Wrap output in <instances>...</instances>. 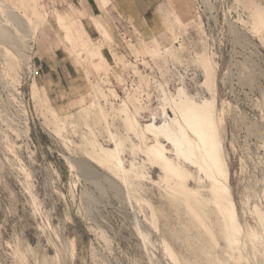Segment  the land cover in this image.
I'll list each match as a JSON object with an SVG mask.
<instances>
[{
    "label": "rangeland",
    "instance_id": "obj_1",
    "mask_svg": "<svg viewBox=\"0 0 264 264\" xmlns=\"http://www.w3.org/2000/svg\"><path fill=\"white\" fill-rule=\"evenodd\" d=\"M0 19V264H264V0H194L163 44L100 20L109 34L66 0H0ZM55 52L86 76L73 112L55 109L39 86L41 102L31 95L37 57ZM182 88L183 98L214 100L239 227L230 244L196 165L159 136L189 170L184 183L202 203L194 209L143 153L154 143L144 126L173 118ZM112 137L123 139L127 184L92 157Z\"/></svg>",
    "mask_w": 264,
    "mask_h": 264
},
{
    "label": "bare ground",
    "instance_id": "obj_2",
    "mask_svg": "<svg viewBox=\"0 0 264 264\" xmlns=\"http://www.w3.org/2000/svg\"><path fill=\"white\" fill-rule=\"evenodd\" d=\"M32 2L33 1H31V3ZM10 14H11V12H10ZM61 16L62 15H59L57 18L60 22H62V19H63ZM9 22L12 23V20H9ZM3 26L7 27L8 23L7 22H6V24L4 23ZM2 29L3 28H1L0 30H2ZM207 59H208V57L206 58V60ZM204 60H205V58H204ZM206 62H208V61H206ZM201 63H203V62H201ZM211 64H213V63L211 62ZM209 65H210V63L206 66V72L208 75L210 74V70H211ZM204 68H205V66H204ZM212 68H214V67H212ZM212 72H214V70ZM212 72H211V74H212ZM205 82H207V81L205 80ZM207 86H209V85H207ZM37 88H38V85L34 81L32 84V88H31L32 89L31 95L33 96L34 99H35V97L37 98V95H38L37 94V90H38ZM184 92H185V90H184ZM184 92H183V88H182V90H179L178 97H176V94L174 96L178 100L176 98L173 99V101L170 102V103L173 102V105H171L169 103V105L172 106V111L174 114L173 118H171L169 120V118H170L169 117L167 121H163V123L159 126H156L154 124V122H151V123L146 124L144 126L146 130H148L150 133L151 132L153 133L152 136L154 137V143L149 144V145L145 144V150L144 151L142 150V151H143V153L146 154L145 156H147L148 161L150 160V163H151V161H153L152 163H154V161H155V162H157V165H159V164L161 165V168H163V170L165 172V178L164 179L170 181L172 178L173 179L175 178V180H177V185H178L177 188H179V190L185 196V199H186L185 201H188L187 204L189 203L188 205H191L190 206L191 208L194 206V209H196L198 204L200 205L202 203H199V200L197 198L199 196L196 197L195 192L190 190L192 187L190 189H187L186 185L184 183L185 179L187 177H189V173H188L189 170L186 168L188 170L187 171L184 168L185 166L184 167L182 166L183 161H181V165H180V164H178V162L175 163L176 160L174 162L171 159L172 157L169 158L166 155V148L160 142L159 136L160 135L164 136L166 138V140H168L171 143V145H172L171 150L175 154L176 158H178V159L182 158L184 161H187L191 164L196 165L197 169L200 172H202L204 174L205 178L207 177L208 180L210 181V183L208 182V184L210 185V191H208V192L211 193L210 200H212L214 202L213 205L215 204V206L218 208L219 212L224 217V225L223 226H225V228H226V231H225L226 232V240L230 244V243H233L235 241L236 236H237L236 234H238L237 232H239V230H238L239 227H237V223L235 221V214H234L235 211L233 209L234 204H232L233 201H230V198L228 196L229 191H228V187L226 184V180H227L226 166L227 165L225 164V162H224L225 160L223 159L222 154H221V149H222L221 145L222 144H220L221 139L219 138V133L217 130V124H216V121H217L216 118L217 117L215 118L216 115L214 113L215 112L214 111V100L209 98V99H203L202 102H200V101L196 102L197 100L196 101H195V99L193 100L192 97H190L191 99L188 96L187 97L184 96L185 98H183ZM41 96H40V98H41ZM212 96H210V97H212ZM212 98H214V97H212ZM165 99H166V97H165ZM37 100H40V99L37 98ZM170 100H172V99H170ZM40 102H41V100H40ZM38 104H41V103H38ZM48 108H50V107H48ZM48 108H46V109H48ZM121 109H124V108H121ZM46 111H45V113H46ZM48 112L54 114L53 110L52 111L48 110ZM124 112H126V111H124ZM105 114L106 113H104L102 116H104ZM44 115H46V114H44ZM52 116H54V115H51V117ZM132 117H133V115H132ZM132 117L128 116V117H126V120L124 119L126 121L125 123L127 124V126H126L127 128L128 127L134 128L135 124L137 123L136 119H134ZM53 118L56 119V116H54ZM55 119H53V120H55ZM53 120H51V121H53ZM57 120H58V118H57ZM59 121H60V119H59ZM54 123H55V121H54ZM56 124H58V121ZM62 124L63 123L61 122V125ZM139 126H138V129H135V128L134 129L136 131L140 130L141 128L139 129ZM114 138L115 137H112V140H114ZM116 138L118 139L117 136H116ZM145 139H147V141H148L147 137ZM145 139L143 138V140H145ZM121 140H123V139H121ZM121 140L120 139L117 141L114 140L115 144H114V147L112 149H105L104 147H100V149H98V151L100 150L102 153L98 154L97 153L98 151H96V152L93 151L94 153L93 154L91 153V154H92V157L94 159H96L100 164H103L108 169H110L114 174L121 177L122 181H124V183L127 184V183H129V179L127 177L128 175H126L127 169H125V167L123 165V161L120 157V154H121L120 151L122 150L121 144H123L122 143L123 141H121ZM93 141H95V140H93ZM92 143L93 142L91 141V145H92ZM97 143L94 142V144H97ZM94 146L95 145H93V148H96ZM137 146H139V145H137ZM141 147L144 148V146H141ZM139 148H140V146H139ZM163 170H162V172H163ZM200 181H202V179ZM170 182L172 183L173 181H170ZM171 189L173 190V188H171ZM205 198L202 197L201 199L203 200ZM198 207H200V206H198ZM187 208H189V207H187ZM191 208H189V210ZM199 211H197V213ZM197 213L195 215H197ZM193 216H194V214H193ZM200 216H202V215H200ZM200 216L198 219H200ZM258 216L260 217L259 214H258ZM262 220H263V217H262ZM262 222L264 224V221H262ZM263 233H264V231H263ZM230 246H235V245H230Z\"/></svg>",
    "mask_w": 264,
    "mask_h": 264
},
{
    "label": "crops",
    "instance_id": "obj_3",
    "mask_svg": "<svg viewBox=\"0 0 264 264\" xmlns=\"http://www.w3.org/2000/svg\"><path fill=\"white\" fill-rule=\"evenodd\" d=\"M66 3L91 16L96 28L107 31L101 21L114 31L127 24L137 36L160 44L174 42L181 24L189 21L194 8V0H66ZM94 24L89 23L92 32ZM36 62L35 82L51 105L58 111L79 109L87 91L85 73L70 57L57 52L39 55Z\"/></svg>",
    "mask_w": 264,
    "mask_h": 264
}]
</instances>
